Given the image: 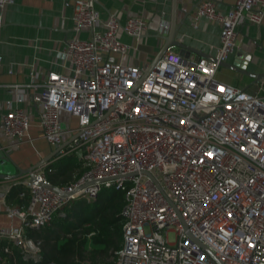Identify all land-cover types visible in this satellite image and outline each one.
Wrapping results in <instances>:
<instances>
[{"label":"built area","instance_id":"2783aa9c","mask_svg":"<svg viewBox=\"0 0 264 264\" xmlns=\"http://www.w3.org/2000/svg\"><path fill=\"white\" fill-rule=\"evenodd\" d=\"M13 1L0 0V23ZM97 2L74 0L66 70L40 76L31 69L28 82L13 84L17 104L8 101L1 116L9 145H18L30 125L18 102L32 88L41 135L55 146L76 134L59 155L76 152L85 169L58 185L73 190L69 196L48 184L46 163L36 179L14 182L25 186L19 195L27 203L7 208L19 224L0 227V264L11 248L3 239L40 259L42 239L27 228L47 224L68 199H94L102 186L125 196L121 246L101 264H217L201 245L225 264H264V76L255 91L217 77L237 26L260 23L264 0H234L226 10L200 0L195 17L220 25L214 58H183L170 47L151 67L116 56L130 47L120 30L138 39L147 21L110 14L101 24ZM62 112L75 115L76 124L62 120Z\"/></svg>","mask_w":264,"mask_h":264},{"label":"crops","instance_id":"0c3cea01","mask_svg":"<svg viewBox=\"0 0 264 264\" xmlns=\"http://www.w3.org/2000/svg\"><path fill=\"white\" fill-rule=\"evenodd\" d=\"M200 0H98L96 7L101 24L110 14L124 21L132 15L142 16L147 21V28L136 39L120 30L119 37L130 44L127 53L121 57L123 62L142 64L150 62L163 45L160 24H169L172 15L180 23L176 38L191 45L202 54L213 55L219 45L220 25L214 19L196 18L197 4ZM217 7L226 10L234 0H214ZM74 0H14L1 10L0 23V123L1 116L7 109V102L17 104L14 83L29 81V72L33 69L42 76L47 71L56 69L65 71L68 63L65 57L66 40L73 33L72 13ZM233 51L227 61L245 66L248 72H264V18L260 23L245 21L237 26ZM86 36L87 31H81ZM178 51L177 46H173ZM198 51H191L189 58L199 56ZM264 76V75H263ZM262 76V77H263ZM217 77L225 82L246 87L251 91L257 88L256 78L248 73L235 71L221 66ZM260 77V79L262 78ZM32 88H26L22 102L30 115L28 135L18 145H9L10 139L4 136L0 124V141L6 145L15 165L26 168L50 153L55 146L49 145L41 135L37 120V105L31 99ZM75 115L61 113V119L71 125L76 124ZM70 138L66 133L65 140ZM9 141V142H8ZM68 145L63 149H67ZM59 156L54 154L50 160ZM80 158V156H79ZM81 160V158H80ZM84 166V165H82ZM18 171V168H16ZM29 179L28 173L16 180L0 179V227L9 228L19 224L16 215L9 216L8 207H25L26 201L6 202L5 193L14 182ZM114 249L101 257L97 263H105L112 257ZM85 263L90 259H82Z\"/></svg>","mask_w":264,"mask_h":264},{"label":"trees","instance_id":"16d2710c","mask_svg":"<svg viewBox=\"0 0 264 264\" xmlns=\"http://www.w3.org/2000/svg\"><path fill=\"white\" fill-rule=\"evenodd\" d=\"M81 164L76 152H66L45 165V176L52 184L66 185L84 171ZM21 190H26L22 183L12 184L5 193L6 202L26 201L27 197L19 195ZM124 196L120 188L102 186L92 200L68 199L47 224L27 228L28 234L42 239L41 258L24 256L17 245L3 239L1 244L11 247L4 253V264H98L109 249L121 246ZM84 258L90 262L85 263Z\"/></svg>","mask_w":264,"mask_h":264},{"label":"water","instance_id":"95a60500","mask_svg":"<svg viewBox=\"0 0 264 264\" xmlns=\"http://www.w3.org/2000/svg\"><path fill=\"white\" fill-rule=\"evenodd\" d=\"M180 23L176 22V19L174 15H172L171 20L169 22V31L167 34H163L164 42L161 48L159 49L158 53L155 55V57L151 60L150 62V67L156 62V60L170 47L177 46L178 47V53L180 56L183 58H189V55L191 51H198L191 45L179 40L176 38L177 31L179 29ZM200 56H207L211 59H213V55H207V54H202L200 51H198ZM221 66H225L228 68H231L235 71H239L242 73H248L251 76H254L256 78V81L260 79L264 75L263 73H252L248 72L245 66L241 64H237L235 62H229L227 60L221 61L220 62ZM76 135V134H75ZM73 135L69 139L55 145L54 149L48 153L46 156L42 157L32 165L26 167V168H21L15 165L14 161L11 159L9 155V151L6 149V145L0 141V179L3 180H16L20 177H22L24 174L28 173L29 175V180L36 179V169L46 163L48 160L51 159V157L54 154H57L61 149L66 147L69 142L72 140V138L75 136ZM16 168H18V171H16ZM101 180V179H99ZM98 181V180H97ZM48 184L52 187H54L62 196H69L73 190H63L61 189L58 185L52 184L51 182H48ZM208 253L209 255L216 261L217 264H225L224 262L220 261L217 257L214 256V254L204 245H201Z\"/></svg>","mask_w":264,"mask_h":264},{"label":"rangeland","instance_id":"374dc122","mask_svg":"<svg viewBox=\"0 0 264 264\" xmlns=\"http://www.w3.org/2000/svg\"><path fill=\"white\" fill-rule=\"evenodd\" d=\"M81 165H83V163H82ZM79 169H80V168H79ZM79 169H76V170H75L74 175L78 172ZM90 200H92V199H90Z\"/></svg>","mask_w":264,"mask_h":264},{"label":"snow or ice","instance_id":"6c2138e0","mask_svg":"<svg viewBox=\"0 0 264 264\" xmlns=\"http://www.w3.org/2000/svg\"><path fill=\"white\" fill-rule=\"evenodd\" d=\"M205 71H207V69H205ZM221 91H223V89H221Z\"/></svg>","mask_w":264,"mask_h":264}]
</instances>
